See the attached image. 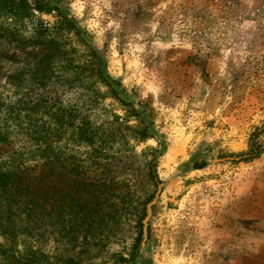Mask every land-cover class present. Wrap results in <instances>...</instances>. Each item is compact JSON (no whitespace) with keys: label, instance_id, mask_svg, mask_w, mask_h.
<instances>
[{"label":"rangeland","instance_id":"374dc122","mask_svg":"<svg viewBox=\"0 0 264 264\" xmlns=\"http://www.w3.org/2000/svg\"><path fill=\"white\" fill-rule=\"evenodd\" d=\"M50 1L84 39L54 30V8L0 20V147L31 149L40 124L54 156L50 177L45 157L23 161L41 211H0L7 263L264 264V130L257 157L231 156L264 126V0ZM86 45L158 139L136 137Z\"/></svg>","mask_w":264,"mask_h":264},{"label":"trees","instance_id":"16d2710c","mask_svg":"<svg viewBox=\"0 0 264 264\" xmlns=\"http://www.w3.org/2000/svg\"><path fill=\"white\" fill-rule=\"evenodd\" d=\"M49 8H54L57 11V20L54 23V30L61 34H66L72 32L78 37L84 39L83 31L76 25L75 20L72 16H69L61 6L55 4L50 0H0V20L2 18H7V16L13 17L14 19H22L35 13H42ZM1 29V26H0ZM2 31H7L8 34H15L17 30L13 31L8 28H3ZM12 31V33H11ZM37 32V31H36ZM87 46V45H86ZM88 47V55L91 60L87 62L85 68L92 72H96L95 75L98 80L102 81L108 88L109 93L120 101L122 104L126 105L128 111H131L132 116H136L141 119L143 127L136 130V137L142 140L146 138H157L158 136L154 133L153 129L147 123L144 116L138 112L135 105L132 104L130 97L126 93V90L121 86L120 82L111 78L109 75L104 73L102 67V60L95 50H92L90 46ZM53 114V113H52ZM54 114H56L54 112ZM57 116V115H56ZM35 119L29 118V123L31 124ZM35 124V123H34ZM43 125L36 126L33 125L29 127L28 139L31 141V149L26 150H11L4 151L0 147V211H14L13 208H20L21 211H41L42 200L40 195L39 182L41 180V174L37 170V165H26L23 161L27 158L36 159L40 157L46 158V165L49 169L47 176L50 177L53 173V147L51 144L41 146V143L45 139H49L48 135L46 137H41L40 131ZM75 129L78 131H88L86 123H80L76 125ZM264 130V126L255 127L253 132H251L249 137L248 148L246 151L240 153H232L231 156L238 157L240 160H251L257 157L261 153V143L258 141L257 137L259 133ZM9 136L3 134L0 131V143H5L8 141ZM206 165V161L201 163H196L195 168H203ZM154 170V167H151ZM155 183L160 184V180L155 177ZM76 184V181H75ZM87 184V183H85ZM78 185L82 186V182L78 181ZM90 185V183H88ZM6 217L0 215V232L8 240L9 247L14 241L15 235L13 231L6 225ZM150 227L147 224V236L149 235ZM6 245V244H5ZM0 256L7 260L14 257L12 252L7 253L4 245L0 243ZM15 263H18L17 261ZM21 264H35L32 259H25Z\"/></svg>","mask_w":264,"mask_h":264},{"label":"water","instance_id":"95a60500","mask_svg":"<svg viewBox=\"0 0 264 264\" xmlns=\"http://www.w3.org/2000/svg\"><path fill=\"white\" fill-rule=\"evenodd\" d=\"M143 236H144V240L147 238V219L145 220L144 224H143Z\"/></svg>","mask_w":264,"mask_h":264}]
</instances>
